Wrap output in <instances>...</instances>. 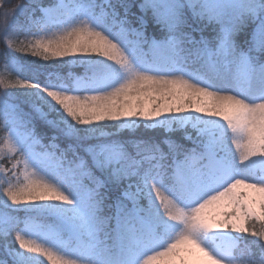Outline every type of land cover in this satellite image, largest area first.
<instances>
[{
    "label": "snow or ice",
    "instance_id": "1",
    "mask_svg": "<svg viewBox=\"0 0 264 264\" xmlns=\"http://www.w3.org/2000/svg\"><path fill=\"white\" fill-rule=\"evenodd\" d=\"M0 43V264H264V0H0Z\"/></svg>",
    "mask_w": 264,
    "mask_h": 264
},
{
    "label": "trees",
    "instance_id": "2",
    "mask_svg": "<svg viewBox=\"0 0 264 264\" xmlns=\"http://www.w3.org/2000/svg\"><path fill=\"white\" fill-rule=\"evenodd\" d=\"M15 2H18V0H13V3H15ZM45 2H51V0H45ZM5 49H4V46H3V44L2 43H0V52H3ZM17 56H20V54H16ZM22 59H27V60H34V59H36V58H33V57H31V56H27L26 58L25 57H21ZM39 63H45L44 61H38ZM2 70V68H0V71ZM72 71L73 72H76V73H80L81 71H82V69H80V68H78V67H74L73 69H72ZM63 74L64 75H66L67 74V70H65L64 72H63Z\"/></svg>",
    "mask_w": 264,
    "mask_h": 264
},
{
    "label": "rangeland",
    "instance_id": "3",
    "mask_svg": "<svg viewBox=\"0 0 264 264\" xmlns=\"http://www.w3.org/2000/svg\"><path fill=\"white\" fill-rule=\"evenodd\" d=\"M0 72H2V70Z\"/></svg>",
    "mask_w": 264,
    "mask_h": 264
}]
</instances>
